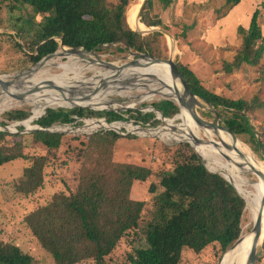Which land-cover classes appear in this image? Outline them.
I'll return each mask as SVG.
<instances>
[{
	"label": "trees",
	"instance_id": "16d2710c",
	"mask_svg": "<svg viewBox=\"0 0 264 264\" xmlns=\"http://www.w3.org/2000/svg\"><path fill=\"white\" fill-rule=\"evenodd\" d=\"M134 1L3 0L13 25L7 27L10 32H0V47L2 49L5 42L2 37H7L6 41L10 40L14 51L23 53L22 69L55 53L61 43L67 48H83L95 53H100L104 47L123 45L122 52L166 58L161 51L164 38L161 32L143 36L129 26L127 12ZM240 1L228 0V3L232 8ZM154 2L166 10L176 0L148 1L141 21L148 27H161L159 17L151 16ZM258 20L259 12L256 11L247 29L238 28L242 42L233 61L225 63L227 73L243 65L255 67L264 57V36ZM26 27H32L35 32L32 40H28ZM177 65L192 92L218 110L219 124L242 138L255 153L264 155V139L258 137L256 126L248 116L253 105L243 99L235 100L209 91L190 68ZM152 107L165 118H172L180 111L172 100L153 103ZM136 113L129 118L138 124L146 125L156 117L155 112ZM30 115L23 110H11L3 114L4 120L0 123L6 126L25 121ZM76 118H106L108 122L127 120L120 112L76 107L47 108L35 123L45 129L76 122ZM29 136L40 143L46 154L30 155L21 137L11 144L12 135L0 132V168L16 160L26 162L16 184L17 191L25 195L34 194L43 187L48 161L55 157L64 134L41 130L33 131ZM123 137L117 132L102 130L73 136L88 139L90 147L100 153L96 156L92 151L86 154L79 185L74 192L53 195L48 204L26 217L27 226L54 261L79 264L92 260L95 264H106L105 259L121 240L138 229L146 246L137 247L128 255L130 264H180L185 250L201 253L213 245H219L221 253L226 254L242 236L243 218L246 217V202L235 187L221 174L209 171L196 153L182 155L174 169L158 175L163 191L156 197L153 218L144 229L140 221L146 203L133 199L131 192L134 183L146 182L154 172L145 166L114 161L113 146ZM150 192L155 193L156 186L151 185ZM32 263V256L0 238V264Z\"/></svg>",
	"mask_w": 264,
	"mask_h": 264
},
{
	"label": "rangeland",
	"instance_id": "374dc122",
	"mask_svg": "<svg viewBox=\"0 0 264 264\" xmlns=\"http://www.w3.org/2000/svg\"><path fill=\"white\" fill-rule=\"evenodd\" d=\"M109 1L116 2L117 0ZM139 2L140 0H135L130 5L129 9L134 6V4H139ZM3 5V0H0V26L2 27L0 32L4 33L10 32L7 27L12 28L13 21H10L11 16L9 12L7 13V9H5ZM256 11L259 12L258 23L261 27L262 35L264 36V0H241L238 4L233 5L232 8L228 0H176V2L166 10H164L158 2H154L151 16L159 17L162 26L156 28L167 31L173 38L161 32L164 35L161 51L166 57L163 59H168L172 56L176 63L190 68L201 80L203 86L209 91L235 100L243 99L251 103L254 109L248 111V116L252 124L256 126L258 137L264 139L261 133L263 132L262 128H264V57L259 65L255 67L243 65L239 69H234L231 73H227L224 69L225 63L233 61L241 45L242 41L238 34V28L242 26L247 29ZM150 28L152 27L145 28L143 32L149 31ZM26 29L29 34V40L34 36L35 32L32 31V27H26ZM150 33L152 32L146 34L148 35ZM2 39H4L5 42L2 49L0 47V77H7L8 81H13L14 77L21 72L27 71L35 66L30 65L22 69L20 62L24 60L23 53L15 52L11 46L12 43L9 42L10 40L6 41L8 39L7 37H2ZM21 43L25 45L24 41H21ZM123 48V45H111L104 47L100 53L96 54L99 56L100 60L120 66L135 58L134 55H132V51L122 52L121 49ZM62 51L63 49L60 47L56 52L60 53ZM89 56L97 60L94 55L89 54ZM57 59L58 58L55 56L52 58L54 62L58 61L57 64H47V62L42 69L40 68L35 73V75L39 77V80L47 76L59 75L64 72L58 63L65 64L68 60L66 58ZM82 64L84 65V63ZM94 67L95 68L81 71V73H79V76H81L79 79L83 80L82 82H92V79L95 77V79L97 78L98 80L96 79L94 82H99V76L108 73L103 67L96 65H94ZM73 76V74H69L70 78ZM133 78L134 80H131ZM138 78L137 76L130 78L126 77L121 81H116L114 84L111 83L110 80L107 88H103L97 92L103 94L101 100L109 101L104 104L109 105L110 102H112V105L108 106L107 111H115L113 109H117L115 112H120L127 117L128 121L121 124V127L124 126L123 132L125 133L128 131H135V129L131 128L129 125L136 126L137 123L134 122V119H130L129 117L136 116V111H142L144 113L155 112L158 115L159 113L155 111L152 104L169 99L157 93H151V90L156 91L159 87L157 79L154 80L150 78V76L141 79ZM116 79L119 80L120 78L117 77ZM88 87L81 86L80 90L84 92L91 90L90 88H92V86ZM23 94L26 96L30 95L28 93ZM3 95L0 96V106L4 97H6V95ZM96 95L95 93L93 96ZM2 98L3 100H1ZM13 100L15 103L9 105V108L0 112V122L4 120L2 116L5 112L16 109L29 112L31 114L30 117H33L34 112H37V114L39 113L38 111L42 104L31 100ZM100 103L103 104V102ZM203 104V109L197 108L198 114L204 120L214 122L216 118L215 113L218 112V110L205 105L204 102ZM47 108L57 109L61 107L49 106ZM123 108L128 109L124 110ZM87 109L95 111V109L92 108ZM128 111L134 112L129 113ZM44 112L41 116L44 115ZM181 112L182 110L180 109L177 115L172 118H167V120H174L172 121L174 124L172 126L159 120L158 117L150 121L151 124L147 123L145 125V127L157 131L151 130L150 132L154 134L160 133L161 135L152 136L146 134V136H142L138 133L130 134L134 137L124 136L117 141L112 149V157L117 163H131L145 166L154 172V175L146 182L134 183L131 192V197L133 199L146 203L142 214V220L140 221L144 229L153 218L156 197L163 191L158 175L164 170L174 169L176 163L181 160L180 156H188L192 153L197 154L194 147L189 142H180V139H178V141L173 139L174 135L184 134L183 130L180 128L182 120L178 119V115L181 114ZM154 120L158 123L153 124L156 122ZM25 121L21 122L23 123ZM21 122H11L6 125L10 127L19 124L18 126L23 127L22 130H19L17 127L16 130L20 132L18 134L9 133L12 135L10 138L11 144L22 138L21 140L24 145L28 147L26 151L30 155L46 154L40 143L34 142L33 138L29 136L33 131L26 132V127L23 126ZM31 124L33 128L37 127L35 126L37 125L35 120H33ZM87 125L85 127L84 124L76 127L72 125L71 127L72 130L75 131L74 133H62L64 134L62 144L56 152L55 157L48 161L45 169L43 187L34 194L25 195L19 193L16 189V184H18L19 179L22 177L23 168L26 165L25 161L16 160L0 168V238L5 243L19 246L23 253L32 256V264H57L50 253L41 246L27 226L26 217L39 207L48 204L53 195L60 192L68 195L70 192H74L77 189L86 154L92 151L96 156L100 153L97 149L90 147L88 139L73 138L75 135H87L86 133H82L88 131L89 128L87 129ZM0 126L4 125L0 123ZM173 126H176L178 130ZM64 129L63 127V130ZM90 133L91 132L88 134ZM210 133L212 138L218 141L217 137L212 132ZM200 136L204 140H208L203 130H200ZM221 138L227 143L228 147L233 146L231 139L229 137L224 138L223 133H221ZM239 140L246 144L242 138H239ZM241 146L246 150L243 145ZM247 146L251 149L249 145ZM251 151L256 160L264 166L263 153H255L252 149ZM246 153H248L247 150ZM224 161L226 162V160ZM203 162L211 171L222 174L220 171L214 169L213 164L204 160ZM239 173L245 175L246 178L248 177L247 179H254L255 177L251 173ZM151 185L156 186L155 193L150 192ZM244 213H246V217L243 218L242 231L246 234L251 231L253 226L250 228L248 227L249 230L246 228L252 221L247 210H245ZM178 222L177 220V223ZM143 239L144 236L142 237V232L139 229L134 230L129 236L123 238L112 254L105 259L106 264H130L128 255L132 254L135 248L146 246V242ZM224 255L221 253L219 245L210 246L201 253L185 250L180 264H219ZM257 259V264H264V240L263 244L259 247ZM79 264L95 263L92 260H88Z\"/></svg>",
	"mask_w": 264,
	"mask_h": 264
},
{
	"label": "bare ground",
	"instance_id": "6f19581e",
	"mask_svg": "<svg viewBox=\"0 0 264 264\" xmlns=\"http://www.w3.org/2000/svg\"><path fill=\"white\" fill-rule=\"evenodd\" d=\"M141 1L142 0H140V2ZM140 2L137 5L134 4V6L129 9L128 22L132 29L144 30L147 27L140 21L136 20V16L140 8ZM55 57L58 58L57 60H60L61 58H66L68 60L65 64L58 63L60 68L64 70L62 74L47 76L45 78H42V80H39V77L35 75V72L37 71H35L33 74L14 78L12 81V86H9L7 88V91L0 85V96L3 94V96L6 95V97H4V100L3 98L1 99L3 101L0 106V112L2 110H5L6 108H9V105L15 103L12 97H10V94H30L29 96L23 94L24 98L22 100H31L34 102L42 103L38 111L39 113L37 114V112H34V116L31 119L22 123L23 126L30 129L33 128L31 122H33L34 119L42 115L44 110L49 106L67 108H74L76 106H90L93 107V109L95 110H105L108 108L109 105H112V102H110L109 105L99 104V102H109L107 100H101V97L103 98V94L101 93H96L97 95L93 96L95 94L93 93L94 90L98 88L100 84V82H94V80H96L97 78L95 79L94 77L92 79V82H82L83 80L79 79V77H81L79 76V73H81V71H83L84 69L95 68L94 65L98 66L99 60L93 59L89 56V54L86 53H71L69 51L64 50L60 53H57ZM47 62L43 63L40 68L42 69V67L46 63L57 64L58 61L54 62L51 59ZM82 63H84V65ZM106 72L108 73H105L99 77L104 79L112 74V71ZM69 74H73L74 76L70 78ZM133 76H137L140 79L146 78L147 76H150V78L154 80L157 79V84L159 87L156 91L151 90L152 94L157 93L159 95L164 96L165 98L176 99V90L178 89L179 91H181L179 82L174 81L172 78L169 65L165 63L160 64L141 60L138 66L127 68L123 72V74L119 76V80H117L116 77L107 78L108 80L106 79V86L99 88L97 92H99V90L103 88H107V85H109L110 80L111 83L114 84L116 81H121L123 78H130ZM0 79L8 81L7 77H0ZM50 82H52L54 86L63 87L64 91L60 93L56 89L50 87ZM37 85L40 89L31 93V90ZM81 86H92V88H90L91 90L84 92L80 90ZM88 95L90 97L87 99ZM178 119L182 120L180 128L183 130L184 134L174 135L173 139L176 141L180 139V142L187 141L192 144L195 151L200 155V157H202L204 161H208V163L213 164L215 170L220 171L226 178L233 182V184L237 187L240 195L246 200L245 210H247V212L249 213L252 221V223L248 224L246 228L251 227L254 224L257 214L260 210V198L262 196V193L264 192V180L255 172V170L264 172V166L258 160H256L255 156L253 155V152L246 144L242 143L240 140L238 142L233 141L227 134H224V138L229 137L233 143V146L228 147L227 143L224 142V140V145H221L219 143V146H214L211 143V140H213L212 135L210 133L212 132L211 129L203 130L204 135L207 137L208 141H203L199 144H196L195 141L197 138L201 140L203 139L200 136V130L202 129L199 128V126L194 121L192 115L186 108L182 109V112L181 114H179ZM172 121L174 120L166 119L164 122L167 125L172 126L174 125ZM89 125L90 124H88L87 127H89ZM129 126L135 129L136 131L139 129L131 125ZM138 132H140L142 136L145 135V132L141 130ZM147 134L159 136L160 133L154 134L148 131ZM240 144L246 148L248 153H246V150ZM241 152L245 154L246 158L241 157ZM224 160H226V162ZM239 172L251 173L255 177L254 179H247L248 177L246 178L245 175H242ZM252 238L253 237L251 231L246 234L243 232L240 242L232 251L224 255L220 264H246L253 246ZM263 240L264 233L259 243V247L263 244Z\"/></svg>",
	"mask_w": 264,
	"mask_h": 264
},
{
	"label": "water",
	"instance_id": "95a60500",
	"mask_svg": "<svg viewBox=\"0 0 264 264\" xmlns=\"http://www.w3.org/2000/svg\"><path fill=\"white\" fill-rule=\"evenodd\" d=\"M148 1L149 0H142L141 1L140 8H139L138 13H137V16H136V20L137 21H140L142 19V16H143V13L145 11V8H146V6L148 4ZM134 31H136V32H138L139 34H142V35L143 34H146L148 32L160 31V32L168 35L170 38H172V36L167 31H165L163 29H160V28L159 29L158 28H150L149 31H145V32H143V30H140V29H135ZM60 47L64 51H69L71 53H86V54H92V55H94L97 58V60H99L98 66L105 68L107 71H112V74L110 76H108L107 78H114V77L117 78V77H119L120 75L123 74V72L127 68L134 67V66H138L140 64V61L141 60L142 61H147V62H152V63H160V64L165 63V64L169 65L170 73L172 75V78H173L174 81H178L179 82L180 87H181V91H182V93H181V91H179L177 89L176 90V99H172V101H174L181 110L183 108H186L190 112V114L192 115L194 121L196 122V124L199 126L200 129H202V130H207V129L209 130V129H211L212 130V133L218 139V141L215 140V139L211 140L212 141L211 143L214 146H219V143L221 145H224L223 140L221 138V133L229 135L230 138L233 141H235V142H238L239 141V138L236 136L235 133L231 132L227 127L219 124L220 116H219V114L217 112L215 113L216 114V118H215L214 122H209V121H206L203 118H201V116L198 114L197 108L203 109V106H204L203 101H201V99H199L192 92L189 84L184 80V78H183V76H182V74H181V72H180V70L178 68L177 63L174 61V59L172 58V56H170V58H168V59H159V58L152 57V56H150L148 54H143V53H137L136 52V53H133L132 54L135 57L133 60H131L130 62H128L126 64L117 66L114 63L104 62V61L100 60L99 59V56L95 52H88V51H86V50H84L82 48H66L63 45V43H61ZM56 54H57V52L46 56L38 64H36L34 68H30L27 71L21 72L19 75H17L14 78H19V77L24 76V75L33 74L35 71H38L40 69V67H41V65L43 63H45L48 60L52 59ZM107 78H104V79L103 78H99L100 85H99L98 88H96L94 90L93 93H97V91H98L99 88L106 86V84H107L106 79ZM131 80H134V78L131 79ZM131 80H129V81H131ZM12 84H13L12 81H5L3 79H0V85L6 91H7V88L9 86H12ZM50 87L56 89L60 93H62L64 91V88L63 87L54 86L52 82H50ZM39 89L40 88L37 85V86H35L31 90V93H33L35 91H38ZM10 97H12L13 99H17V100H22L24 98L23 94H10ZM89 97L90 96L88 95L87 96V99ZM169 99H171V98H169ZM204 103H205V105L211 107V104L210 103H207V102H204ZM76 107H79V108H92L93 109V107H90V106H76ZM65 108H67V107H65ZM123 109L126 110L128 108H123ZM113 110L116 111L117 109H113ZM157 112L159 113L158 119L159 120H162V121H165L166 118L164 117L163 113L160 112V111H157ZM31 118L32 117H30L29 119H31ZM28 120H26V121H28ZM17 123H20V122H17ZM97 123L98 124H102V125H106V128H110V130H112L114 132H117V133H119L121 135L136 134V133H138L139 135H141V133L138 132V131H136V130L135 131H128L127 133H122L121 132V128H122L121 127V124L122 123H126L124 121L119 122V123H116V124H110L105 119H100V120L97 121ZM10 127H13V128H10ZM10 127L9 126H0V132H7V133H11V134H18V133H20L18 130H16L17 129L16 128V125H13V126H10ZM59 127H64L65 129L63 130V129H60ZM174 127H176V126H174ZM137 128H139V127L137 126ZM41 130L47 131V132H57V133H74L75 132L74 130H72V127L69 124L53 125V126H51L49 128H45V129L42 128V127H40V126H37V127H34V128H30V129L25 128V131L26 132H28V131H41ZM138 130L144 131L145 132V135L144 136H146V134H147L148 131L155 130V129H151V128H147V127H140ZM177 130H178V128H177ZM147 135H150V134H147ZM152 136H154V135H152ZM203 141H208V140H204V139L201 140V139H198L197 138L195 142H196V144H199L200 142H203ZM240 155H241L242 158H246V156H245V154H243V152H241ZM199 157H200V155H199ZM200 158L202 159V157H200ZM202 162H203V159H202ZM204 165H205V163H204ZM206 168L209 171H211L207 166H206ZM211 172L212 173H217V172H214V171H211ZM255 172L264 180V172L257 171V170H255ZM222 176L231 185H233L235 187L236 191L239 193L237 187L233 184V182L231 180H229L228 178H226L224 175H222ZM239 195H240V193H239ZM245 202H246V200H245ZM252 226L253 227L251 229V234H252V237H253L252 238V240H253V246H252V249L250 251V254H249V257H248V260H247L246 264H257V253L259 251L258 247H259V243H260V241L262 239V236H263V233H264V192L262 193V196L260 198V210H259V212L257 214V217H256V219L254 221V224ZM240 240H241V237L226 252V254L228 252L232 251L236 247V245L240 242ZM220 263H221V261H220Z\"/></svg>",
	"mask_w": 264,
	"mask_h": 264
},
{
	"label": "clouds",
	"instance_id": "9594fccd",
	"mask_svg": "<svg viewBox=\"0 0 264 264\" xmlns=\"http://www.w3.org/2000/svg\"><path fill=\"white\" fill-rule=\"evenodd\" d=\"M141 3V2H140ZM142 20V19H141ZM140 20V22L141 23H143L142 21ZM128 21V20H127ZM129 24V23H128ZM144 24V23H143ZM144 25H146V24H144ZM129 26H130V24H129ZM147 26V25H146ZM148 28V27H147ZM152 28H156V27H152ZM133 30H135V29H133ZM136 32V31H135ZM138 33V32H137ZM143 35H147V34H143ZM61 45V44H60ZM67 48V47H66ZM83 49V48H82ZM89 52V51H88ZM133 53H136V52H133ZM138 53V52H137ZM35 66V65H34ZM168 100H172V99H168ZM174 102V101H173ZM175 103V102H174ZM176 104V103H175ZM178 106V105H177ZM61 108H65V107H61ZM106 110V109H105ZM103 111V110H102ZM156 111V110H155ZM157 112V111H156ZM44 114H45V112H44ZM41 116V115H40ZM39 116V117H40ZM39 117H37V120L39 119ZM42 117V116H41ZM156 117H159V114L157 115V113H156ZM80 119H82V120H94V119H105L106 120V118H87V119H84V118H80ZM167 119V118H166ZM34 120H36V119H34ZM107 121V120H106ZM122 121H124V122H127L128 120H122ZM122 121H117V122H109L110 124H116V123H119V122H122ZM83 122H85V121H83ZM108 122V121H107ZM135 122V121H134ZM137 123V122H136ZM84 123H76V122H73V123H70L69 125L70 126H72V125H74L75 127L76 126H79V125H83ZM19 125V124H18ZM17 125V126H18ZM139 125H141V126H143V127H145V125H143V124H139ZM138 125V123L136 124V126H134V127H141V126H139ZM17 126H16V128H17ZM35 126H39V125H35ZM84 127H85V124H84ZM60 129H63V127H59ZM123 128H124V126H122V128H121V132L122 133H125V132H123ZM102 131H112V130H110V129H107V130H104V129H101ZM100 131V130H99ZM128 131V130H127ZM98 132V131H97ZM82 133H84V132H82ZM95 133V132H94ZM86 134H88V133H86ZM90 134H93V133H90ZM89 135V134H88ZM121 135V134H120ZM128 135H130V134H128ZM128 135H122V136H128Z\"/></svg>",
	"mask_w": 264,
	"mask_h": 264
},
{
	"label": "built area",
	"instance_id": "2783aa9c",
	"mask_svg": "<svg viewBox=\"0 0 264 264\" xmlns=\"http://www.w3.org/2000/svg\"><path fill=\"white\" fill-rule=\"evenodd\" d=\"M100 120V119H94V120H82L80 118H76V123H84L85 126L87 124L90 123L89 127H87L88 131L91 132V133H94V132H97L99 131L100 129H104V130H107V129H110V128H106V125H102V124H98L97 121ZM85 121V122H83ZM84 132V133H89V132Z\"/></svg>",
	"mask_w": 264,
	"mask_h": 264
}]
</instances>
